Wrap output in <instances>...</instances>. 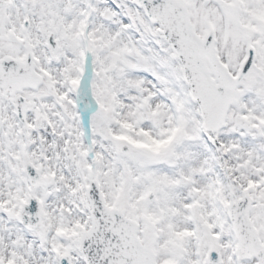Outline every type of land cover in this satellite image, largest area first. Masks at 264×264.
I'll return each instance as SVG.
<instances>
[{"label": "snow or ice", "instance_id": "obj_1", "mask_svg": "<svg viewBox=\"0 0 264 264\" xmlns=\"http://www.w3.org/2000/svg\"><path fill=\"white\" fill-rule=\"evenodd\" d=\"M0 264H264V0H0Z\"/></svg>", "mask_w": 264, "mask_h": 264}]
</instances>
